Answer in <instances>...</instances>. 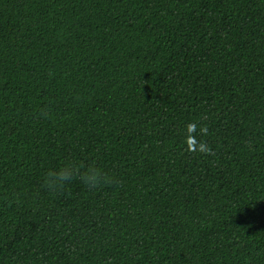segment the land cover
I'll return each mask as SVG.
<instances>
[{"label":"trees","instance_id":"obj_1","mask_svg":"<svg viewBox=\"0 0 264 264\" xmlns=\"http://www.w3.org/2000/svg\"><path fill=\"white\" fill-rule=\"evenodd\" d=\"M0 264H264V0H0Z\"/></svg>","mask_w":264,"mask_h":264},{"label":"clouds","instance_id":"obj_2","mask_svg":"<svg viewBox=\"0 0 264 264\" xmlns=\"http://www.w3.org/2000/svg\"><path fill=\"white\" fill-rule=\"evenodd\" d=\"M78 169L72 166H67L61 168L58 172L49 173L48 177L45 179V186L55 192L56 190L62 188L66 182L76 178ZM52 177H55L53 180ZM86 186L96 187L100 183L101 175L98 171H94L89 168L87 171L80 173L78 177Z\"/></svg>","mask_w":264,"mask_h":264}]
</instances>
